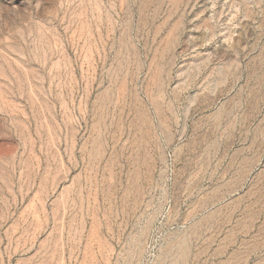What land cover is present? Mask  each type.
I'll list each match as a JSON object with an SVG mask.
<instances>
[{
	"label": "rangeland",
	"instance_id": "1",
	"mask_svg": "<svg viewBox=\"0 0 264 264\" xmlns=\"http://www.w3.org/2000/svg\"><path fill=\"white\" fill-rule=\"evenodd\" d=\"M0 264H264V0H0Z\"/></svg>",
	"mask_w": 264,
	"mask_h": 264
}]
</instances>
